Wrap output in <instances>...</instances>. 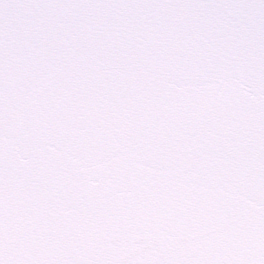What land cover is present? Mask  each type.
I'll use <instances>...</instances> for the list:
<instances>
[{"label":"snow or ice","instance_id":"1","mask_svg":"<svg viewBox=\"0 0 264 264\" xmlns=\"http://www.w3.org/2000/svg\"><path fill=\"white\" fill-rule=\"evenodd\" d=\"M0 264H264V0H0Z\"/></svg>","mask_w":264,"mask_h":264}]
</instances>
